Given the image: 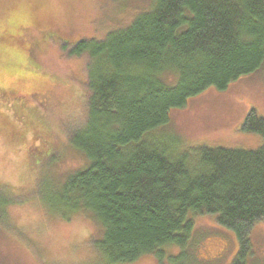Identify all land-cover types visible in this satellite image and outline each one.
I'll list each match as a JSON object with an SVG mask.
<instances>
[{
    "label": "trees",
    "instance_id": "16d2710c",
    "mask_svg": "<svg viewBox=\"0 0 264 264\" xmlns=\"http://www.w3.org/2000/svg\"><path fill=\"white\" fill-rule=\"evenodd\" d=\"M141 8L127 25L100 40H79L68 53L81 61L75 76L81 117L62 133L78 166L50 171L61 157L59 147L49 130L28 120L33 134L25 151L52 152L43 160L49 175L35 202L47 218L76 217L95 226L87 230L83 264L145 258L177 264L195 245L200 251L193 225L204 217L215 221L214 229L231 233L229 264H246L252 230L264 225V118L250 109L241 122V132L261 140L253 148L189 147L164 131L170 112L190 98L224 90L261 68L264 0H148ZM31 11L26 24L39 15L44 23L42 6ZM51 86L37 73L0 74V103L39 104ZM15 118L0 110V135L23 143L25 132ZM67 119L60 125L72 123ZM21 197L0 183L1 223Z\"/></svg>",
    "mask_w": 264,
    "mask_h": 264
},
{
    "label": "rangeland",
    "instance_id": "374dc122",
    "mask_svg": "<svg viewBox=\"0 0 264 264\" xmlns=\"http://www.w3.org/2000/svg\"><path fill=\"white\" fill-rule=\"evenodd\" d=\"M147 2L0 0V74L37 73L52 81L51 92L39 104L20 99L9 101L8 105L0 103V110L11 119L16 117L25 132L23 143L5 141L0 135V183L6 184L15 197L23 196L19 198L21 203L8 208L4 224L0 222V264H83L80 259L87 257V230H95V226L76 217L69 221L55 216L47 218L37 204L36 189L49 175L43 160L52 152L46 149L39 155L36 150L25 151L33 134L28 120L42 131L49 130L59 147L61 157L50 163V171L58 174L78 166V156L66 146L62 133L81 117L77 97L80 84L75 77L81 61L68 53L79 40H100L108 31L127 25ZM33 5L45 9L44 23L39 15L34 23L26 24L33 16ZM250 109L264 118V64L231 82L226 89L206 90L190 98L184 107L172 110L164 133L189 147L253 148L260 144V138L240 131L243 117ZM69 116L72 123L61 126ZM34 144L41 146L39 140ZM198 219L197 226L193 225V238L196 234L201 239L200 251L195 245L177 264H229L235 249L231 233L223 230L225 235L214 229L217 224L214 220L211 223V217ZM250 240L252 253L246 264H264V225H255ZM178 253L173 249V255ZM146 259L136 264H149Z\"/></svg>",
    "mask_w": 264,
    "mask_h": 264
}]
</instances>
